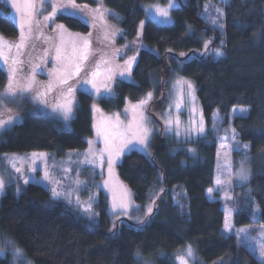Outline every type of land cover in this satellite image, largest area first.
I'll return each mask as SVG.
<instances>
[{"label":"trees","instance_id":"obj_1","mask_svg":"<svg viewBox=\"0 0 264 264\" xmlns=\"http://www.w3.org/2000/svg\"><path fill=\"white\" fill-rule=\"evenodd\" d=\"M165 1L102 3L120 15L122 35L118 43L123 44L125 40L136 41L145 17L144 4ZM215 10V4L207 0H183L172 10L170 26L147 20L141 37L147 47L141 45L134 50L133 81L119 80L114 98H101L100 108L121 111L126 101H137L152 89L154 76L162 81L178 71L194 81L207 124L215 111L227 115L234 106L249 107L246 116L234 117L233 126L252 152L264 150V0H228L223 17ZM205 14L219 16L217 24H223V31L211 19L209 23ZM56 20L72 31H89L78 18L60 14ZM0 32L13 39L18 34L7 16H0ZM205 41H211L207 51ZM217 48L223 56L214 54ZM6 83L7 73L0 67V92ZM159 93L157 89L152 103L158 102ZM76 99L69 128L47 115L27 113L2 134L0 157L85 148L93 135V99L82 90L77 91ZM190 144L200 155L196 163H186L188 157L182 151L171 154L155 135L149 157L132 150L117 165L134 200L142 205L154 202V212L141 226L120 218L113 227L104 200L98 222L92 223L64 209L42 186L21 183L17 193L8 186L0 197V233L10 236L35 264H137L136 251L157 264H171L168 256L188 242L195 244L201 264H261L234 234L223 232L225 202L206 196L215 182L216 143ZM231 190L233 196L226 203L235 210L234 226L264 224V170L244 185L234 184ZM256 204L259 216L254 220ZM0 264H11L8 256L1 257Z\"/></svg>","mask_w":264,"mask_h":264},{"label":"rangeland","instance_id":"obj_2","mask_svg":"<svg viewBox=\"0 0 264 264\" xmlns=\"http://www.w3.org/2000/svg\"><path fill=\"white\" fill-rule=\"evenodd\" d=\"M180 1L183 0H166L165 3L154 2V3H146L144 4V12L145 17L143 20V24L140 23L136 41H127L123 44H119V37L122 35V30L119 27L120 15L115 11L106 8L102 0H89V1H78L75 2L78 5L87 4L88 8H68L66 11L76 12L78 18L82 20L84 23L87 21V25L89 26V31L87 33L72 31L68 29L64 24L65 30L67 33L71 34V37H67L66 39H71L76 37L79 34L80 38H86L90 43V58L86 62V66L84 71H82L79 77H74L69 80V85H71L74 91V107L71 118L65 122L63 116L58 112H53L52 105L58 100L63 99L60 96L61 88H54L51 93H49L46 97H41V100H46L47 103H41L39 100H33L32 96L36 91H42L46 88L51 77L48 75L50 70L53 68L52 57L55 55V47L54 45L59 43L58 39V30L56 29V25L62 24L56 20L57 16L61 13L58 12L53 21H50L46 26L43 17L48 15L52 11L51 3H46L43 10L36 16V19L39 20L40 24L37 28L35 25V21L33 23V33L32 38L28 40L27 47L24 50V54L21 59H23L24 63L22 68L25 73L31 74V68L33 64L40 63V58L44 57V52L47 50V63L42 65V72H38L35 76L36 86L33 89V92L28 94L26 97L20 98L18 97L14 102L5 103L4 105H0V120H7L9 117L13 118V123L0 129V138L2 134L9 130L13 125L22 121L23 117L30 112L40 113L43 115H47L51 118L56 119L61 125L67 129L70 127V121L74 116L75 107L77 103L76 95L78 90L85 91L89 93L93 99L92 102V117H93V135L92 137L87 139V145L83 149L79 150H67L61 153L53 152H45V151H32L28 153H7L3 154L0 157V180L4 181V188L0 191V197L4 194L5 189L8 186H11L15 189V193L18 192L19 185L24 183L25 179H31L34 181H39V183L31 182L32 184H36L45 188L52 198L51 188L58 187L60 191H66L68 189H76V185L74 181L78 178L83 183L79 186L78 191L73 192L72 203H68L66 199H53L61 202L64 209L79 215L90 222L97 223L100 215V203L104 200L106 207L105 211L108 215V218L112 225L116 223V221L120 218H124L129 222L134 223L136 226L143 225L149 216L154 212L155 206L153 205V201H148L145 204H139L134 200L133 192L128 188V186L121 180L118 171L117 165L121 162L123 156L127 154L128 150H125L123 154L119 157V161L114 165L112 170V175L109 176L108 165H107V154H104V163L100 165V161L96 160V166L94 167L92 164L84 163V159L88 150H91L96 154L97 157L100 156L101 150L104 149L105 145L103 143V138L97 136L96 128L94 125H97L101 122L102 119L111 118L113 121L116 116L119 115L120 120L122 121L124 126H127L129 122L133 121V117L139 118V114L143 113L147 118L146 127L151 129V135L148 142V145L145 149H142L140 146H137L136 151L143 153L146 156L151 155V142L155 135H158L163 144L167 147L168 151L171 154H175L179 151L186 153L188 157L187 162L189 164L196 163L200 160V155L198 150L192 146L190 143L194 141H204L207 144L212 143L213 141L216 143V152H215V165H214V177L215 182L212 188V193L209 194L208 190H206V196L209 200L220 199L224 204L222 206V210L224 212L226 209H231L232 214L230 216V224L232 226L231 230L228 232H223L225 234L232 233L234 234L241 245H243L251 254H253L257 259L259 256V249L257 247L258 241L254 240L264 234V224L251 223L246 226L235 227L233 222V214L234 209L230 208L227 205L226 197L233 196L232 194V186L236 185H244L250 181L255 175L261 173L264 170V150L259 152H252L250 150V146L248 149H244L243 145L247 144V142L242 141L239 138L237 131L233 126V119L235 116H246L249 112V107L247 106H234L232 107L227 115H222L219 111H215L211 117V121L207 124L203 113L202 108L197 96L196 85L194 81L190 78L184 77L178 71H173L170 76L164 78L162 81L160 78L153 77L152 80V89L148 91L144 96H142L137 101H126L124 108L121 111L115 112H105L100 108L99 100L101 98L112 99L115 95V85L119 80H126L132 82L131 70L135 64V61H132L130 72L127 70V66L125 64L126 61L134 56V50L137 47H147L141 37L143 32V26L147 20H152L161 26H170L173 23L172 18V10L180 5ZM228 0H207V3H214L216 9H220L222 12L221 17H223V6L227 3ZM51 2L57 3H67V0H51ZM170 3H175V7H169ZM102 4V8L107 10V13L104 16V19L101 20L99 18V14H97L94 19L92 10L96 9L98 5ZM166 8L168 9V18H164L162 16H158L156 14V8ZM215 13L217 14L216 10ZM0 16L9 17L13 23L15 24L18 34L16 38H9L3 35L0 32V37H3L6 42L15 44L18 42L19 38V15L16 13L15 9L12 8V0H0ZM205 19L209 22V17L207 14L204 15ZM82 18V19H81ZM210 23V22H209ZM220 24H216V28L220 31H223L219 27ZM223 25V24H222ZM27 32V29H25ZM42 33V35H40ZM91 33V36H89ZM40 35L39 39H36V36ZM141 43V44H140ZM142 45V46H141ZM70 50V45H69ZM119 50V52L117 51ZM16 49H12V54L14 55ZM136 58V57H135ZM109 61L108 64L103 63V61ZM101 61L100 63V72L101 75L97 77L96 83L97 86L100 87L101 93L103 95L98 96L95 90L92 88V85H82L79 81L83 79L85 73L95 70L96 63ZM0 67L7 73L6 66L0 62ZM111 68L113 75L111 80H107L106 77L109 75L107 69ZM124 71L125 75L120 76V72ZM8 75V74H7ZM183 78L187 81H190L194 88V100L191 97L185 95L184 104L181 109L178 111L175 107L178 87L175 86V81L179 78ZM108 84L111 88V92H105L104 85ZM6 86V84H5ZM1 90L2 93L5 89ZM160 86L162 89H160ZM159 89L160 93L158 94V101L156 104L152 103L155 95V91ZM66 91V86L63 89ZM151 92L152 96L148 102L137 110L136 113L132 112V105L138 104L141 100L147 99V94ZM93 105L96 106L99 111L93 110ZM195 108V112L192 109ZM248 109L247 113H240L239 111L234 112V109ZM128 109L127 114L125 110ZM179 117L180 120V137L175 135L176 127L175 120ZM201 118L203 120V125L205 128V134L196 135L192 133L190 136L187 135L186 130L191 127V121L195 120L197 126H199L201 122ZM172 119V131H165V120ZM235 130V141L233 140V131ZM89 141H92L91 146L89 145ZM238 141V145L236 144ZM188 149H192L191 152ZM132 151V150H131ZM36 154L35 163H33L32 155ZM40 154H45L44 158H40ZM17 157L15 163L17 167L22 166V173H16L14 169L11 167V157ZM26 158V159H25ZM244 161V167L248 170V179L246 181H239L236 177L237 169L240 167L241 161ZM34 168L33 171H29V168ZM65 169H68L65 172ZM48 172L53 180H59L62 183L60 185H56L54 183H50L49 181L43 180L45 172ZM109 181V186L104 187V182ZM221 181V183H217V181ZM25 185V183H24ZM120 190H126L128 193V199L131 207L129 208L128 215H124L123 213H117L115 215L111 212V204L113 193L118 192ZM79 195L80 201L84 204L89 203V197H95L93 203V211L98 215L95 216L93 220H89L87 218V213H84L82 209L78 208L76 205L75 197ZM102 196V198L100 197ZM102 199V200H101ZM151 207L152 213L146 214L147 209ZM258 209V210H257ZM254 220L259 216V206L256 204L254 206ZM224 226V220H223ZM223 229V227H222ZM239 229H245L246 233H241L239 236L237 235V231ZM247 235L249 237L248 241H245L244 237ZM5 241H12L15 243V246L19 247L16 242L8 235L0 233V250H3L4 255L0 256L5 257L8 256L11 264H19L17 260L13 257V249L11 246L5 244ZM191 246V249L194 253V256L191 258H187L189 260V264H201V260L197 254V249L195 244L186 243L184 247L175 251L174 253L168 256L171 264H178L177 256L183 255L184 250ZM20 248V247H19ZM139 252V251H136ZM140 253V252H139ZM164 257L165 255H160ZM27 259L32 261V264H35L34 261L26 255ZM137 264H157L153 258L144 256L140 253V259L138 260L135 256ZM259 260V259H258ZM260 261V260H259ZM261 262V261H260Z\"/></svg>","mask_w":264,"mask_h":264},{"label":"snow or ice","instance_id":"obj_3","mask_svg":"<svg viewBox=\"0 0 264 264\" xmlns=\"http://www.w3.org/2000/svg\"><path fill=\"white\" fill-rule=\"evenodd\" d=\"M51 3L52 11L48 13V15L43 17V21L45 25L47 26L50 21H53V19L56 17L57 13L60 12L62 15H66L69 17L75 18L77 16L76 12H69L66 11L68 8L76 9V8H88L87 4L84 5H78L75 0H67V3H57V2H51V0H12V8L15 9L16 13L19 15V38L18 42L15 44L6 42L3 37H0V62L4 66H6L7 69V83L5 86V89L2 93H0V105H4L5 103L14 102L18 97L23 98L26 97L28 94L33 92L34 87L36 86V80L35 76L38 74V72H42V65L44 63H47V56L48 52L45 50L44 57L40 58V63L33 64L31 68V74H27L24 72L22 65L24 63L23 59L20 57L23 56L24 50L27 47V42L29 39L32 38L33 33V23L35 21V25L38 28L39 27V20L36 19V16L43 10L46 3ZM175 3H170L169 7H175ZM207 5H206V11H207ZM216 12L219 15H222V12L220 9H216ZM94 19L96 18L97 14H99V18L101 20L104 19L105 14L107 13V10L102 8V4L98 5L96 9L92 10ZM156 14L158 16H162L164 18H168V9L166 8H156ZM219 16L212 17L211 23L213 25L217 24ZM82 19V18H81ZM87 23V21H85ZM143 24V21L141 22ZM219 27L222 29L223 25H219ZM27 29V32L25 31ZM58 30V39L59 43L54 45L55 47V55L52 57L53 61V68L50 70L48 75L51 77L49 80L46 88L42 91H36L35 94L32 96L33 100H39L41 103H47L46 100H41V97H46L49 93L53 91L54 88H61L60 96L63 98L58 99L53 105L52 110L53 112H58L63 116V119L65 122H67L72 115L73 107H74V91L75 89L69 85V80L73 79L74 77H79L84 71L86 62L90 58V43L89 40L86 38H80L79 34L76 35V37L71 39H66L67 37H71L70 33H67L65 30V27L63 24L56 25V29ZM42 35V33L40 34ZM40 35L36 36V39L40 38ZM89 36H91V33H89ZM211 41H205L204 48L205 50H209V44ZM223 43V42H221ZM70 45V50H69ZM15 48L16 52L13 55L12 49ZM119 52V50H117ZM214 54L217 57L223 56V52L220 50V48L214 49ZM183 55V53L181 54ZM136 58L131 57L128 61L125 62L127 66V70L130 72L132 61H134ZM100 63L101 61H98L95 66V70H92L90 72L85 73L82 80L79 82L82 85L90 84L92 85V88L95 90L98 96L103 95L101 93L100 87L97 86L96 79L101 75L100 72ZM103 63L108 64L109 61L105 60ZM109 75L106 77L107 80L112 79V69H107ZM125 72L121 71L120 76H124ZM66 86V91L63 90ZM175 86L178 87V93L176 98L175 107L179 111L184 104V97L187 95L188 97H191L193 100L194 98V88L190 81H187L183 79L182 77L177 79L175 81ZM105 92L110 93L111 88L106 83L104 85ZM152 93L149 92L147 94V99L141 100L138 104L132 105V112L136 113L138 109L143 107L148 100L151 99ZM94 111H99V109L96 108L95 105H93ZM193 112H195V108L192 109ZM234 112L239 111L240 113L244 114L248 112V109L241 108L239 110L234 109ZM128 109L125 110V113L127 114ZM13 118L9 117L7 120H0V129H3L4 127L11 125L13 123ZM147 118L144 116L143 113L139 114V118L137 119L136 116L133 117V121L129 122L127 126H124L122 121L120 120L119 115L116 116L115 120L113 121L111 118H105L102 119L101 122L97 125H94L96 128L97 136L103 138V143L105 145L104 149L101 150L100 156L97 157L96 154L91 150V148L88 150V153L85 156L84 163L92 164L94 167L96 166V160L98 159L100 161V165H103L104 163V154H107V165H108V172L109 176L112 175V170L114 165L119 161V157L121 154L125 152V150L131 151L137 148V146H140L142 149H145L148 145L150 135H151V129L146 127L147 124ZM172 119H166L165 120V131L171 132L172 131ZM175 135L177 137H180V120L177 116L175 120ZM233 140L235 141V130H232ZM186 133L188 136H190L192 133H195L196 135H203L205 134V128L203 125V120L201 118V122L199 126H197L196 121H191V127L186 130ZM92 141H89V145L91 146ZM236 144L238 145V141H236ZM244 149H248L249 145L245 144L243 145ZM189 152L192 151V149H188ZM45 154H40V158L43 159ZM12 163L11 167L14 169L16 173H22V166L17 167L16 166V159L17 157L13 156L10 158ZM26 159V158H25ZM36 154L32 155L33 163H35ZM34 168H29V171H33ZM68 169H65V172H67ZM236 177L239 181L243 182L248 179V170L244 167V161H241L240 167L237 169ZM43 180L49 181L50 183H54L56 185H60L62 182L59 180H53L49 173L46 171L45 175L43 177ZM31 182L39 183V181H34L31 179H25L24 183L28 184ZM75 185L77 186L76 189H68L66 191H60L58 190V187H52L51 188V194L53 199H66L68 203H72V196L74 191L79 190V186L83 183L78 178L74 181ZM217 183H221V181H217ZM109 186V181L104 182V187ZM4 188V181L0 180V191ZM163 191V189H161ZM209 194L212 193V189L208 190ZM227 199H231V197H226ZM76 205L78 208L82 209L84 213H87V218L89 220H93L95 216L98 214L93 211V203L92 201L95 200V197L90 196L89 197V203L84 204L80 201L79 195H76L75 197ZM131 207L128 199V193L126 190H120L118 192L113 193L112 198V204H111V212L113 215L117 213H123L124 215H128L129 208ZM258 210V209H257ZM152 208L149 207L147 209L146 214L152 213ZM256 211V210H254ZM232 214L231 209H226L225 211V217H224V226L223 230L225 232H228L231 230L232 226L230 224V216ZM115 227V225H113ZM241 233H246L245 229H239L237 231V235L239 236ZM245 241H248L249 237L245 235L244 237ZM254 240L258 241L257 247L259 249V256L258 259L261 261V264H264V234H261L260 236L253 238ZM5 244L8 246H11L13 249V257L15 260L19 262V264H32V261L30 259L26 258V253L23 249L15 246V243L12 241H5ZM4 255L3 250H0V256ZM136 258L140 259V253H135ZM194 256V253L191 249V246H188L184 250L183 255L177 256L178 264H189V260L187 258H191Z\"/></svg>","mask_w":264,"mask_h":264}]
</instances>
